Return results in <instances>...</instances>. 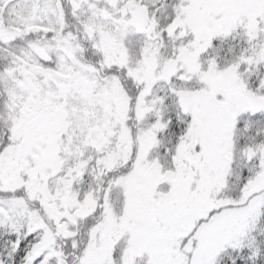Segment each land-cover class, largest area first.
Wrapping results in <instances>:
<instances>
[{
	"label": "snow or ice",
	"instance_id": "obj_1",
	"mask_svg": "<svg viewBox=\"0 0 264 264\" xmlns=\"http://www.w3.org/2000/svg\"><path fill=\"white\" fill-rule=\"evenodd\" d=\"M0 264H264V0H0Z\"/></svg>",
	"mask_w": 264,
	"mask_h": 264
}]
</instances>
